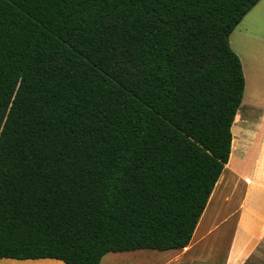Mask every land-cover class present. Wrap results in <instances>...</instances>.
<instances>
[{"label":"trees","instance_id":"trees-1","mask_svg":"<svg viewBox=\"0 0 264 264\" xmlns=\"http://www.w3.org/2000/svg\"><path fill=\"white\" fill-rule=\"evenodd\" d=\"M259 1L0 0V257L188 245L244 95L230 35Z\"/></svg>","mask_w":264,"mask_h":264},{"label":"crops","instance_id":"crops-1","mask_svg":"<svg viewBox=\"0 0 264 264\" xmlns=\"http://www.w3.org/2000/svg\"><path fill=\"white\" fill-rule=\"evenodd\" d=\"M256 91L254 89V93ZM251 102L249 104L255 107L253 116L239 110L236 113L241 115L242 124L239 141L235 143L234 119L230 158L189 244L160 250L159 264H255L264 261V98ZM0 264L71 263L57 258L0 257Z\"/></svg>","mask_w":264,"mask_h":264},{"label":"rangeland","instance_id":"rangeland-1","mask_svg":"<svg viewBox=\"0 0 264 264\" xmlns=\"http://www.w3.org/2000/svg\"><path fill=\"white\" fill-rule=\"evenodd\" d=\"M244 32L247 35H244ZM230 44L242 61L246 78L239 111L253 116L255 107L249 103L256 98H264V0H260L232 31ZM254 89H257V95L251 98V91L254 93ZM234 130L240 137L242 132L240 114L236 115ZM161 252L156 249L111 251L102 258L100 264H159ZM132 256L136 259H131ZM255 264H264V261Z\"/></svg>","mask_w":264,"mask_h":264}]
</instances>
